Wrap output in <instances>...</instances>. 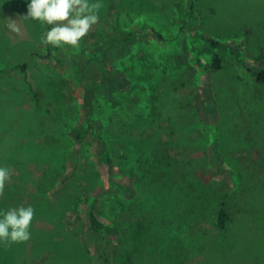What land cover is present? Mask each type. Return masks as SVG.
Segmentation results:
<instances>
[{
	"label": "rangeland",
	"instance_id": "374dc122",
	"mask_svg": "<svg viewBox=\"0 0 264 264\" xmlns=\"http://www.w3.org/2000/svg\"><path fill=\"white\" fill-rule=\"evenodd\" d=\"M27 2L0 0V209L35 216L29 240L0 242V264H264V0H100L76 49L43 44ZM115 32L135 39L91 63Z\"/></svg>",
	"mask_w": 264,
	"mask_h": 264
},
{
	"label": "clouds",
	"instance_id": "9594fccd",
	"mask_svg": "<svg viewBox=\"0 0 264 264\" xmlns=\"http://www.w3.org/2000/svg\"><path fill=\"white\" fill-rule=\"evenodd\" d=\"M100 0H28L26 19L48 25L41 42L55 48H79L91 28L100 21ZM19 32L15 20L6 25ZM10 179V169L0 167V192ZM35 216L33 206L0 209V242H24L30 239V227Z\"/></svg>",
	"mask_w": 264,
	"mask_h": 264
},
{
	"label": "trees",
	"instance_id": "16d2710c",
	"mask_svg": "<svg viewBox=\"0 0 264 264\" xmlns=\"http://www.w3.org/2000/svg\"><path fill=\"white\" fill-rule=\"evenodd\" d=\"M190 5H192V3ZM115 33L116 34L110 33V34L104 35L103 40L101 42V45L99 46L100 54L98 56H94L93 58H91L90 59L91 63L92 62L96 63L100 59V57L105 55L106 50L104 49V47L106 45L109 44L110 47L124 46V45L131 43L135 39V38L131 37V34L130 35H124V34H121L119 32H115ZM110 42H112V43H110ZM202 53H206L209 55V57H210V65L209 66H210V69L212 71L216 72V71L223 70L224 55H223L222 51H219V44L217 42L210 40L209 41V48L206 50H203ZM2 71L3 70H0V73ZM253 76H254L253 83L257 86L264 88V69H262L258 72H255L253 74ZM233 78L236 80L238 78V76H234ZM237 81H239V80H237ZM240 82L242 83L241 80L239 81V83ZM241 83L239 85H243L244 91H247V88L250 91L249 84H243V83L241 84ZM243 93L248 95L245 92H243ZM258 97H259L258 95L252 94L251 91H250V94L248 96V98H251L252 101H254V99L258 100ZM261 97L263 98V96H261ZM90 125H91V121L88 118L87 127H90ZM81 134H82V132L79 133L78 136L80 137ZM153 157L155 159L154 163H156L158 167L168 169L169 167L176 166L178 169V172H181V169L179 168L180 161L177 158L164 155L162 153V149L160 147L154 148ZM104 158H105V161L107 163L110 161V156H109L107 150L104 151ZM178 182L176 181V183H178ZM174 185H175V183H174ZM178 187H181V184L178 185ZM214 202L217 205V202H219V201H214ZM225 205H226L225 202L219 203V207L216 208L214 210V213H213V216L215 217V220H216V227L219 231H224L226 229V224L229 221V214L226 211ZM214 207H216V206H214ZM86 217H87V221H88V224H89L91 231L102 236L105 232V226L96 217V215L93 211V205H91L89 207L87 214H86ZM138 236L140 238V234L135 235V233L132 232V233H129L128 236H126V239L128 241H132V240L138 238ZM97 249L100 252V256L103 259V261L106 262L105 253L103 250L104 246H103L102 242L98 243Z\"/></svg>",
	"mask_w": 264,
	"mask_h": 264
}]
</instances>
